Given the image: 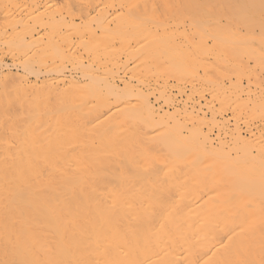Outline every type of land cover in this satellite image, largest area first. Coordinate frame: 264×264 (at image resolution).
Instances as JSON below:
<instances>
[{
	"label": "bare ground",
	"instance_id": "bare-ground-1",
	"mask_svg": "<svg viewBox=\"0 0 264 264\" xmlns=\"http://www.w3.org/2000/svg\"><path fill=\"white\" fill-rule=\"evenodd\" d=\"M85 1L91 5L86 4L87 8L84 5L85 11L80 8L83 12L80 14L78 4L84 7V1L83 4L74 2L75 5L68 0L70 6L77 7V13L82 18L93 13L99 18L96 23L90 21L96 24L95 30L90 27L91 23L86 26L93 31L89 32L90 35L86 33L85 38L91 44L84 45L82 53L86 51L88 59L84 58L85 55L83 59L91 62L98 57V62L95 60L100 64L97 69L101 75V71L105 73V76L102 75L103 86L95 83L100 77V74L95 75L96 69H86L84 76L89 78L84 82L85 89L88 88L86 99L81 86L76 85L75 88H81V91H71L80 94L72 95L67 88L63 90L68 91L67 95L71 94L68 95L70 97H62H68L65 103L63 99L58 101V97L54 98L57 90L52 88L49 91L50 87L46 92V89H41L47 88L48 84L51 86L50 81L44 85L43 79V83H39L44 86H36L33 85L36 81L32 83L29 79L32 83L29 85L25 74L24 77L18 76L19 73L9 74L10 71L6 74L14 81L12 86L19 84V89L28 93L24 96L22 93L25 92L20 90L23 100L21 96L19 101L22 103L17 101L19 107L16 111L11 105L14 107V110L11 108L12 113L5 110L8 112L5 115L0 112L1 116L5 115V118L0 116L1 124L6 121L3 119L10 118L7 123L11 121L10 126L6 122L5 126L0 124L1 134H5L6 128L21 123V129L16 126L20 132L13 128V131H8L9 134L6 132L9 136L3 137L7 140L0 147V264H264V169L261 167L264 162V132L253 131L251 126L258 125L252 120L243 121L247 133L253 131L255 139L262 138L254 146L256 152L253 155V148H245L242 156L235 153L231 156L229 153L226 157L220 147V151L215 150L218 139L212 135L216 139H213L215 144L212 146L204 131L206 122L211 127L217 123V116L223 117L215 101L217 93L226 88L222 83L225 79L235 89L230 93L227 84L229 93L234 97V100L229 97L231 101L238 103L245 100L252 112L257 105L262 106L258 103L264 102L263 80H260L261 76L257 78L253 75L257 73L254 70L256 66L264 70V0ZM62 3L61 6L60 2L58 4L60 10L70 9V6L64 7V0ZM54 4L48 9L56 6ZM58 7L54 8L59 11ZM23 8L26 9L24 5ZM52 10L55 15L58 14L55 9ZM66 10L64 13H67ZM70 10L76 15L73 7ZM70 12L58 15L61 18L72 17L74 14L71 12L70 15ZM31 15L38 17L36 13ZM60 16L56 20L58 23ZM44 17L47 20V16ZM45 21L47 29L55 25L52 19L47 21H52L49 26ZM62 22L66 25L62 26ZM64 22L61 20L59 27L58 23L55 25L58 28H55L56 32L61 26L70 28L74 23L70 19L73 23H68L69 27ZM45 30L41 32L45 34ZM69 31L66 33L70 36L73 33ZM61 35L57 33L58 38ZM31 37L28 36V40ZM22 39H25L24 35ZM80 40L76 41L78 48L80 42L85 41ZM63 44L67 52L69 45ZM51 45L54 46V43L49 44V49L53 48ZM24 48L25 45L21 50ZM49 49L45 52L48 53ZM71 49L73 51L75 46ZM73 52L70 54H75ZM77 53L76 56H82ZM16 56L12 57L17 59ZM76 56L73 59L75 57L77 63ZM141 62H148L145 67L150 65L153 78L147 77L146 80L143 75L145 70L141 73L144 69L143 66L140 68ZM250 62L254 67L248 66ZM50 63L45 66L50 68ZM221 68L231 71V74L223 75L222 82H217L218 76L212 79L211 75ZM200 70L202 74L199 75ZM77 71L83 72V69ZM59 76L54 77L60 79ZM169 77H174L175 83L169 84ZM115 78L122 88L118 87ZM133 80L135 83H132ZM221 87L224 89L219 91ZM33 90H40V94H55L50 97L48 93L50 102H45L44 97L40 95L42 98L39 99ZM60 91L57 96L62 95ZM173 92L174 97H180L183 101L180 100V103H184L180 106L181 110L186 112L187 106L192 109L186 113L189 125L185 120L188 132L183 138L182 134L179 137L178 121L172 119L173 125H163L162 118L165 116L159 117L158 109L150 100L170 104ZM74 94L78 98L84 97L85 104L89 106L84 107L82 98H77L80 102L74 100ZM224 95L226 98L227 94ZM201 100L202 104L199 103ZM54 102L62 108L66 104V109H58L60 107ZM45 103L51 106V110L45 111L49 109ZM158 105L161 106L160 103ZM55 108L61 111L57 113ZM193 108L195 113L198 110L197 114H194ZM80 110L85 111V116L77 114ZM62 111L64 113L59 115ZM172 112L176 113L177 108ZM237 116L233 115L234 120H230L235 125L234 128L232 125L230 133L234 150L244 148L243 143L238 141L242 128L238 125ZM15 119L20 123L13 125ZM1 134L0 138L4 136ZM175 139L180 144L169 141Z\"/></svg>",
	"mask_w": 264,
	"mask_h": 264
},
{
	"label": "rangeland",
	"instance_id": "rangeland-1",
	"mask_svg": "<svg viewBox=\"0 0 264 264\" xmlns=\"http://www.w3.org/2000/svg\"><path fill=\"white\" fill-rule=\"evenodd\" d=\"M33 1V2H32ZM54 1V2H53ZM60 2V6L61 5H63L64 3H62V0L60 1V0H52V1H50L49 3H51V2H53V3H51V4H56V6H54V7H58L59 5V2ZM65 1V5H64V7L66 8L67 6H70V4H69V2H68V0H67V3H66V0H64ZM84 1V3L85 4H83L82 2ZM87 1H91V0H87ZM96 0H94V1H92L91 3H93V2H95ZM31 2V3H30ZM74 2H76V3H82L83 4V6L85 5L86 6V8H87V5H89L90 4V2L89 3H87L85 0H76V1H73V0H71V4L72 3H74ZM48 3V0H0V112L1 113H5V115H6V113H8L9 111H10V113H12V110H14V107H15V111H16V107L18 108L19 107V104L17 103V101L20 103L21 101H19L20 100V97L22 96V94L25 96L26 95V93H28V92H25L22 88L21 89H19L20 87H21V85H19V84H16V85H18V86H12L13 84H14V81H12L10 78H8L7 76H6V74H7V72H9V74H11V73H13V75H15L14 73H19L18 74V76H20V77H24V74L26 75L25 77L29 80H31V82L33 83V81L35 82V83H33V85L34 84H36V86H37V84H38V86L41 84V83H39V82H42L43 83V81H45V84L44 85H46L47 84V82L49 83V81H50V85L51 86H48V85H46L47 86V88H45V87H42L41 89H46V90H44V91H46L47 92V89H49L50 87V89H49V91L53 88L55 91L57 90V92L58 91H60L61 93L60 94H62L61 96L59 95V96H57V92H55L56 93V95H54V96H56V97H54V98H57V100L58 101H62L61 99H63L64 100V102L65 101H68L67 100V98L68 97H70L71 96V94H68V95H70V96H68L67 94H66V92H72L71 90L73 89L74 91L75 90H80L81 88V90H82V94H83V96L85 97V99H86V95H87V89L88 88H86L85 89V86H84V82H87V80L89 79V78H87V77H85L84 75L87 73L86 71V69H88V71H91V69L93 70V71H95V69H96V73H95V75H99L100 74V71L97 69V68H99V66L98 65H100L99 63H96V59L98 58V57H96V61L94 60H92V62L91 61H88L87 59V56H86V54L87 53H84V52H86V51H84L83 53H82V50H84L83 49V46L84 47H86V46H88V43H89V41L87 42V39L85 38V35H87L86 33L88 32V34H89V32L90 33H92V31L93 30H95V25H94V22L96 23V22H98V20H99V18H97L98 16H96V17H94V13L93 14H89V15H92V16H87L88 17V19H87V17L86 18H82V16H80V14L82 13L83 14V12L82 11H85V6L84 7H82L80 4H78L77 6H78V9L80 10V8L82 9H84V10H80L79 12H80V14H79V12L77 13V7H75V6H73V5H71L72 7H73V9H75L76 11V15L74 14V11L73 10H70V9H72V7L70 6V9L68 10V8H67V10L68 11H71L72 12V14H74V15H72L71 14V12H70V15H72V17H70V16H62L63 18H61V16L60 15H68L67 13H68V11H67V13H64V11L65 10H62L63 8V6L61 7L62 9L60 10V8L58 7V10L59 11H57V9L56 8H54V7H50L51 9H48V7L49 6H51V4H49ZM22 4V5H21ZM26 4V5H25ZM69 4V5H68ZM75 4V3H74ZM87 4V5H86ZM23 5L25 6V8L26 9H24L23 8ZM35 5V6H34ZM41 5V6H40ZM47 5V6H46ZM76 5V4H75ZM91 5V4H90ZM44 6H45V8H44ZM35 7V8H34ZM22 11H19V9ZM22 8V9H21ZM38 8V9H37ZM52 9H55L54 10V12H58V14H60V15H58V14H56L55 15V13H53L52 11ZM27 10V11H26ZM49 10H51V11H49ZM17 11H18V13H17ZM39 11H40V14H39ZM42 12V13H41ZM46 13V14H44L43 16H47L46 18H47V20L45 19V17L43 18V16H40L39 17V15H42L43 13ZM50 12H51V14L52 15H50L49 16V14H50ZM36 13V16L38 15V17H35L34 15H31V14H35ZM54 14V15H53ZM79 14V15H78ZM56 16H58V17H56ZM59 16H60V20H59V23L57 22L58 21V18H59ZM80 17V19L81 20H84V22H82L80 19H78L79 17ZM33 17H35L34 19H33ZM49 17V18H48ZM68 17H70L69 19H68ZM73 17H75V18H73ZM78 17V18H77ZM40 18H42V20L40 19ZM91 18V19H90ZM93 18H95V19H93ZM46 21H45V20ZM52 19V21L54 22V23H52V24H57V26L59 27V25H61V20H63V21H65L64 23H67V26H69L70 24H68V23H75V24H83V25H85V27L87 26H90L89 24L91 23V25L92 26H90L89 28H85L83 25L82 26H80V25H76V27H75V24L73 25H70L71 27H72V29H71V27L70 28H66V27H62V26H64V25H66V24H63V22H62V26H61V28L59 29V30H57V32H56V30H55V28L56 29H58L57 27H55V25H53V26H51V29H47V26L44 24V22L43 21H45V23L49 26L50 24H51V22L52 21H50V22H47L48 20H51ZM65 19V20H64ZM70 19H71V21L73 20V22H70ZM77 19V20H76ZM87 19V20H86ZM57 20V21H56ZM69 22H68V21ZM86 20V21H85ZM77 21H78V23H77ZM80 21H81V23H80ZM89 21V22H88ZM90 21H94L93 22V24H92V22H90ZM25 22V23H24ZM57 22V23H56ZM42 23V24H41ZM49 23V24H48ZM86 23V24H85ZM39 24V25H38ZM34 25V26H33ZM43 27H42V26ZM21 26V27H20ZM39 26H41L40 27V30L38 29L39 28ZM45 26H46V30H45ZM33 27V28H32ZM81 27L83 28L82 29V31H80L79 32V29H81ZM52 28H54L53 30H52ZM65 28V29H64ZM35 29V30H34ZM45 30V34H43L41 31H43V30ZM69 29L71 30V32L74 34V35H76V34H78V35H76L75 37H74V35H73V37L75 38V40H74V38L72 37V35H70L69 36V33H66V32H70L69 31ZM85 29V30H84ZM90 31H89V30ZM38 30V33L36 32ZM64 30V32H62ZM68 30V31H67ZM75 30V31H74ZM52 33V34H50V35H48L50 32ZM61 31V32H60ZM83 31H85V32H83ZM28 32H29V35H27V36H25V34H28ZM31 32H33V33H31ZM40 32H41V34H40ZM44 32V31H43ZM55 32H56V36H57V33H58V35H60V34H62L61 36H59V38H58V36L56 37L55 36ZM75 32H76V34H75ZM30 33L32 34V37H31V35H30ZM48 33V34H47ZM36 34V35H35ZM41 35V37H40V35ZM23 35H24V38L25 39H22L23 38ZM45 36V37H43V36ZM47 35L49 36V38L47 37ZM54 35V36H53ZM65 37H67V38H65ZM84 35V36H83ZM90 35V34H89ZM28 36H30L31 37V39L29 38V40H28ZM53 36V37H52ZM69 36V37H68ZM83 36V37H82ZM14 37V40L12 39ZM18 37V38H17ZM39 37V38H38ZM54 37H56V38H58V39H55ZM61 38V39H60ZM71 38V39H70ZM17 39V40H16ZM42 39V40H41ZM48 39V40H47ZM54 39L56 40V41H59V43H57L56 41H54ZM81 39V40H80ZM13 40V41H12ZM21 40H23V42L21 41ZM24 40L26 41V43L24 42ZM37 40V41H36ZM41 42H40V41ZM52 42H51V41ZM73 40V41H72ZM78 40H80V41H83V40H85L84 41V43H82V42H80L81 44L79 45V48L77 47L78 45H76V41H78ZM44 43H43V42ZM49 41H50V43H49ZM64 41V42H63ZM34 42V43H33ZM37 42V43H36ZM56 42V43H55ZM65 43V44H67V45H69L68 47H67V52L69 53V51H71V52H73L75 49L76 50H78L77 52L79 53L80 52V54L79 55H81L82 54V56H76V53L77 52H73V53H75V54H73V55H71L70 53V55L67 53V52H65L64 50H65V48H64V44L63 43ZM72 42V43H71ZM87 42V43H86ZM30 43V46H26V44L28 45ZM41 43V44H40ZM46 43H49V44H53L54 43V46H52L51 45V47H53V48H51V49H49L48 47H49V44H46ZM62 43V44H61ZM75 43V44H74ZM46 45V46H43V45ZM78 44V43H77ZM83 44V45H82ZM89 44H91V43H89ZM19 45V46H18ZM25 45V48L24 49H22L21 50V47H23ZM35 45V46H34ZM36 45H37V49H35L36 48ZM43 47H42V46ZM55 45L57 46L56 47V49H55ZM60 45H61V47L63 48H61L60 47ZM71 45V46H70ZM17 46H18V48H17ZM33 46V47H32ZM39 46H41V47H39ZM74 47L75 46V49L72 51V49H71V47ZM91 46V45H90ZM89 46V47H90ZM27 47V48H26ZM39 47V48H38ZM47 47V48H46ZM82 47V49H80ZM14 48H17V49H14ZM20 48V49H19ZM28 48L30 49V50H28ZM43 48H45V49H43ZM58 48H60V49H58ZM78 48V49H77ZM88 48V47H87ZM87 48H85V49H87ZM34 49V50H33ZM38 49H42V51H38ZM47 49H49L50 50V52H49V50H48V53L47 52H45ZM20 50V51H19ZM33 50V51H32ZM81 50V51H80ZM27 51V52H26ZM30 51H32V52H30ZM36 51H38V52H42V53H40L39 55L37 54L38 52H36ZM52 51H53V54H55L54 56H52L53 54H52ZM60 51V52H59ZM26 55H24L23 53ZM63 52V53H62ZM11 53V54H10ZM28 53V54H27ZM62 53V54H61ZM77 53V54H78ZM61 55V56H59L58 57V55ZM64 54V55H63ZM12 57V56H14V55H17L16 57H17V59H18V61L20 60V61H22V62H18L17 61V59H14V57H10V56ZM85 55V57L84 58H87V59H83V56ZM9 56V57H8ZM21 56H23V57H21ZM72 56V57H71ZM73 56H76V60H77V58H78V60H77V63H76V61H75V57H74V59H73ZM24 60H21V58ZM36 57V58H35ZM53 57H55L54 59H53ZM57 57V58H56ZM67 57V58H66ZM80 57H82V59L80 58ZM26 60H25V59ZM41 59V60H39V59ZM45 58V60H46V63H43V61H45V60H43ZM47 58H49V59H47ZM90 58V57H89ZM11 59V60H10ZM34 59H35V61H34ZM51 59V60H50ZM59 59V60H58ZM71 61H70V60ZM75 61H73V60ZM79 59L81 60V63H80V61H79ZM122 59H123V56H122ZM16 60V62L18 63H16V62H14ZM64 60V61H63ZM90 60H91V58H90ZM140 61H141V59H139ZM143 60V62L145 61L144 59H142ZM73 61V62H72ZM91 64V66H90V64L88 63V62ZM13 62V63H12ZM33 62V63H32ZM50 62H54V64L53 63H50V68L49 67H46L45 65H47V66H49V63ZM68 62V63H67ZM95 62V63H94ZM98 62V61H97ZM11 63V64H10ZM24 63V64H23ZM30 63V64H29ZM31 63H32V66H31ZM43 63V64H42ZM56 63H58V64H56ZM69 63H71V64H69ZM75 63V64H74ZM145 63H147L148 64V62H145ZM145 63H143L142 64V62L140 63L141 65H140V68H142V66L144 67V69H141V73H143L144 72V70H145V72L146 71H148V72H150L149 74H146L145 72L143 73V75L146 77V80L148 79L147 77H149V79L150 78H153V76H152V74H151V68H150V65H147V66H149V68L148 67H145L146 65H145ZM17 64V65H16ZM20 64H22V65H20ZM42 64V65H41ZM65 64V65H64ZM72 64L73 65H75V66H73V67H71L72 66ZM96 64H97V66H96ZM130 64H131V62H130ZM18 66V67H25V69L24 68H20V69H18V67H16V66ZM20 65V66H19ZM23 65H25V66H23ZM28 65H30V66H28ZM69 65H71L70 67H69ZM41 66H44V67H46V71L43 69V67L41 68ZM61 66H63L64 68H60ZM80 68V69H77L78 67ZM248 66H250V67H254L253 66V63H252V65H251V62H250V64H248ZM14 67V68H13ZM68 67V68H67ZM92 67V68H91ZM258 66H256L255 67V69L254 68H249V69H254V70H256L257 71V73H255V74H253L255 77H257V78H259L260 76V80L262 81V84L264 83V79H263V76H264V74L261 72V71H263L264 72V70H260V68H257ZM260 67V66H259ZM28 70H27V69ZM32 68V69H31ZM37 68V69H36ZM47 68H49V69H47ZM56 68H57V70H56ZM60 68V70H58ZM67 68V69H66ZM70 68V69H69ZM71 68H73V69H71ZM145 68H147V69H145ZM75 69V70H74ZM83 69V72L81 73L80 71H77V70H82ZM90 69V70H89ZM222 70H217V73H212V75H211V77H212V79H215L214 77H216V76H218V81L217 82H222L221 81V77L223 76V75H225V76H228L229 75V73L231 74V71H228V70H224L225 68H221ZM258 69V70H257ZM19 70V71H18ZM22 70V71H21ZM27 72H26V71ZM29 70H34L33 72H31V71H29ZM38 70V71H37ZM53 70V71H52ZM55 70V71H54ZM62 70H64V71H62ZM150 70V71H149ZM225 72H224V71ZM17 71V72H16ZM29 73L30 75H27L26 73ZM37 71V73H34V72H36ZM44 71V72H43ZM58 73H57V72ZM62 71V72H61ZM71 71H73V72H71ZM228 71V72H227ZM23 72V73H22ZM50 72H51V74H50ZM53 72V73H52ZM69 72V73H68ZM80 73V75H79V73ZM32 73V74H31ZM41 75H40V74ZM45 73L47 74L46 76H45ZM64 73V74H63ZM65 73H67V74H65ZM85 73V74H84ZM101 73H102V75L104 74V76H105V73L104 72H102L101 71ZM202 74V72H201V70L200 71H198V74ZM20 74H23V75H20ZM38 78V79H36V77H34V75ZM56 74H58V75H60L59 76V78L60 79H58V78H56L58 75H56ZM63 76H62V75ZM68 74H70V75H68ZM76 76H75V75ZM77 74H78V76H81V77H78L77 76ZM82 74V75H81ZM199 74V75H200ZM227 74V75H226ZM257 74V75H256ZM258 74H260V75H258ZM17 75V74H16ZM49 75V76H48ZM101 74H100V77H99V79H98V81L96 80V82L95 83H98L99 85H100V87L101 86H103V77L104 76H102ZM142 75V76H143ZM148 75V76H147ZM30 76V77H29ZM39 76V77H38ZM41 76L43 77V78H41ZM54 76H56V77H54ZM66 78H65V77ZM71 77V78H68V77ZM120 76H122V74H120ZM143 76V77H144ZM52 77V78H51ZM73 77H74V79H73ZM82 77H84V78H82ZM40 78H41V80H40ZM47 78H51L52 80H48ZM76 78V79H75ZM79 78V79H78ZM82 78V79H81ZM87 78V79H86ZM96 78H98V77H96ZM102 78V79H101ZM1 79H3V80H1ZM36 79V80H35ZM43 79H45V80H43ZM56 79H58V81H56V82H54ZM78 79V80H77ZM81 79V80H80ZM85 79V80H84ZM30 80H29V85H30ZM43 80V81H42ZM68 81V82H65V81ZM77 80V81H76ZM117 80H119V79H117ZM170 80V81H169ZM70 81H71V83H74V84H71L70 83ZM76 81V82H75ZM82 81V82H81ZM101 81V82H100ZM168 81H169V84H173V83H175V81H174V77H169V79H168ZM225 81V82H224ZM243 81H245V80H243ZM11 82V83H10ZM38 82V83H37ZM57 82H58V84H57ZM64 82V83H63ZM79 82V83H78ZM115 82L116 83H118L117 85H118V87H123V86H121L122 84L120 83V81H116V78H115ZM7 83V84H6ZM32 83H31V85H32ZM132 83H135L134 82V80L132 81ZM222 83H225L224 85H223V87L224 86H226V88H225V90H221V89H224L223 87H221L220 89H219V93H217V94H219L218 95V99L215 101V103H216V107L219 105V107H220V111L221 112H223L222 114H223V117H220V115H219V117L217 116V120H215V121H217V123H215V124H213V125H211V127L210 126H208V123L206 122L205 124H204V131L207 133V135H208V139H209V141L211 142L212 141V143H210V144H212V146H213V144H215V141H216V139H218L216 142V145H214V147H215V150L216 151H220V150H222L224 153H225V155H226V157L228 156V154L229 153H235L236 155L238 154V156H242L243 154H244V150H245V148H253L254 149V146H256L257 144H258V142H259V140L260 139H262V138H260V139H255V137H254V135L252 134L253 133V131H256V130H260V131H262V132H264V127H263V125H264V102H260V103H258V104H261L262 106H259V105H257V108H255V111L254 112H252V110L250 109V108H248L247 106H246V101L245 100H242V101H240V102H238V103H235L234 101H231V99H229V97L230 98H232L233 97V95L231 96V92H234L235 91V89H234V87L232 88L231 86H229V82H228V80L227 79H225V80H223V82ZM22 84V83H21ZM58 85V87H56L55 85ZM70 84H71V87H69L68 88V86H70ZM81 84V85H80ZM227 84H228V86H229V90H230V93H229V90L227 89L228 87H227ZM44 85H40V86H44ZM63 85L65 86L64 88H62L63 87ZM81 86V88L80 89H77V88H75V86ZM59 86L61 87V88H59ZM72 86H74V88L72 87ZM57 89H56V88ZM14 88L16 89V92L14 91ZM65 88H67V89H69L68 91H63V90H66ZM6 89V91H4ZM40 89V90H41ZM227 89V90H226ZM20 90H22L23 92H25V94L24 93H22V91H20ZM40 90L38 91H36V90H33V91H35V92H37V93H35V92H33V93H35V94H37L36 95V97H38L39 99H41L42 97H44V99L43 100H45V102L46 101H48V102H50V98L48 97V93H44L43 91H41V92H43L42 94H40ZM54 90H53V92H54ZM80 90V91H81ZM39 92V93H38ZM218 92V91H217ZM15 93V94H14ZM20 93H22V94H20ZM32 93V92H31ZM55 93H52V94H55ZM73 93H79V92H72V95H73ZM221 93L223 94V95H221ZM29 94H30V92H29ZM35 94H31V95H35ZM43 94H44V96H43ZM46 94V95H45ZM52 94L50 95V93H49V96L51 97L52 96ZM59 94V93H58ZM80 94V93H79ZM216 94V95H217ZM224 94H227L226 96V98L225 97H223V96H225ZM18 95H19V98H18ZM40 95L42 96V97H40ZM68 96L67 98L66 97H64V98H66V99H64V98H62L63 96ZM75 95V98H74V100L75 99H77L78 97H76V94H74ZM172 95V94H171ZM45 96L47 97V98H45ZM175 96V93L173 92V96H172V98L173 99H175V100H173V99H171L172 101L170 102V104H172V105H170L169 103H161L162 101H156V103H154V100H152V99H150L151 101H152V103H153V105H155V107L158 109V112L160 113V114H158L159 115V117H160V115H161V117H164V118H162V124L164 125L165 123L168 125V126H171V125H173V122H172V119H176L177 121H178V129L181 131V133H180V131H179V137H181L182 136V138L186 135V133L188 132V126H186L185 127V123H186V121H187V117H188V115H186V113L187 112H189V111H192V109H190L188 106H187V110H186V112L184 111V110H181V107L183 106V104L184 103H180V100H181V102H183L182 101V99H180V97H174ZM223 98H222V97ZM83 97V98H84ZM196 97L197 96H194V99H196ZM206 97H208L207 95H206ZM22 98V100H23V96L21 97ZM48 98H49V100H48ZM79 98H82L81 96L79 97ZM78 98V99H79ZM81 99L82 101V103H84L83 105H84V107H85V105L88 107L89 106V104H85V102H84V99ZM224 99L223 101H222V99ZM18 99V100H17ZM38 99V100H39ZM52 99V102H53V98H51ZM77 99V100H78ZM176 99H178L179 101H176ZM229 99V100H228ZM232 100H234V97L232 98ZM54 101H55V99H54ZM79 102H80V100H78ZM196 101H198V99H196ZM195 101V102H196ZM203 100H201L199 103L200 104H202L203 102H202ZM232 102V105L230 106V102ZM17 104H16V103ZM51 102V103H52ZM22 103V102H21ZM51 103H49L50 105H52ZM55 103V102H54ZM56 103H58V102H56ZM55 103V104H56ZM61 103V102H60ZM63 103V102H62ZM66 103V102H65ZM161 104V106L160 105H158V104ZM174 103H175V105H174ZM198 103V102H197ZM230 103V104H229ZM255 103V102H254ZM16 104V105H15ZM43 104H44V101H43ZM158 106H160V107H157V105ZM14 106V107H12V106ZM45 105H47V107H48V104H46L45 103ZM49 105V106H50ZM54 105V104H53ZM52 105V106H53ZM58 104H56V106H57ZM61 105V104H60ZM64 105V104H63ZM165 105V106H164ZM171 106V107H169V106ZM220 105H222V106H220ZM59 106V105H58ZM167 106V108L165 109V107ZM173 106H175V108H173V109H176L177 108V112L176 113H173L172 111H173V109H172V107ZM181 106V107H180ZM233 106V107H232ZM51 107V106H50ZM50 107H48L49 109L48 110H45V111H49V110H51L50 109ZM60 107V106H59ZM66 107V104H65V106H63V108L64 109H66L65 108ZM84 107L82 106L81 107V109L83 110L84 109ZM242 107V108H241ZM244 107L246 108V111H245V109H244ZM259 107V108H258ZM11 108H12V110H11ZM63 108L62 107H60V108H58V109H62L63 110ZM86 108V107H85ZM160 108V109H159ZM162 108V109H161ZM164 108V109H163ZM263 108V109H262ZM53 109V108H52ZM56 110V108H55V111L58 113V111H61V110ZM80 109V108H79ZM171 109V110H170ZM180 111H179V110ZM194 109V108H193ZM244 110L243 112H245V113H242V110ZM8 111V112H6V111ZM167 110V111H166ZM204 111H205V109H203ZM54 110H53V112L54 113H56ZM64 111V110H63ZM59 112V115H61L60 113H64V112ZM67 111V110H66ZM65 111V112H66ZM161 111V112H160ZM171 111V113H168V112H170ZM179 111V112H178ZM225 111V112H224ZM229 112V114H231L230 115V117L229 118H227L228 116H229V114H228V112ZM251 113H250V112ZM14 112V111H13ZM50 112H52V111H50ZM52 112V113H53ZM81 110L80 111H78V113L77 114H79V116H81V115H83V114H85V111H83V112H81ZM193 112H194V114H197V112H198V110L196 109V113H195V109L193 110ZM233 112V113H232ZM236 112V113H235ZM0 113V114H1ZM56 113V114H57ZM166 113H167V115H166ZM181 113V114H180ZM200 113H202V112H200ZM45 114H47V113H45ZM56 114H54V115H56ZM165 114V115H164ZM179 114H180V116H179ZM241 114V115H240ZM2 115V114H1ZM0 115V116H1ZM4 114H3V116H1L2 118L5 116ZM12 115V114H11ZM14 116L16 115L17 116V114L16 113H14L13 114ZM58 115V114H57ZM170 115V116H169ZM201 115H203V114H201ZM228 115V116H227ZM233 115L234 116H237L236 118H237V120L239 121L238 122V125H239V127H241L242 128V130H240V133H241V139L240 140H238L239 142H242L243 143V146H244V148H238L237 150H234L232 147H233V143H234V140H231V132L233 131V128H234V122L232 121H230V120H234V118H233ZM7 116H8V114H7ZM10 116V115H9ZM8 116V117H9ZM83 116H85V115H83ZM174 116V117H173ZM178 116H179V118H178ZM227 116V117H226ZM242 116V117H241ZM250 116V117H249ZM0 117V118H1ZM160 117V118H161ZM170 118V119H165V118ZM185 117V118H184ZM246 117H247V120H246ZM5 118V117H4ZM7 118V117H6ZM82 118V117H81ZM178 118V119H177ZM182 118H183V120H182ZM238 118H240V119H238ZM7 119H10V118H7ZM7 119H3V120H6L7 121ZM83 119V118H82ZM157 119V118H156ZM222 119H224V120H222ZM244 119V120H243ZM255 119V120H254ZM2 120V119H1ZM3 120H2V122H3ZM83 120H85V119H83ZM171 121V123H169L168 124V122H170ZM186 120V121H185ZM226 120H227V122H226ZM251 120H252V123L253 124H255V125H258V126H251V127H254V130L249 134V133H247V131H246V129H244L245 127L243 126V121H249V122H251ZM6 121H4L2 124L5 126V122ZM17 120L15 119V122H16ZM20 121V120H19ZM86 121V120H85ZM182 121H184V123L182 122ZM258 121V122H257ZM261 123H260V122ZM263 121V122H262ZM8 122V121H7ZM6 122V123H7ZM14 122V121H13ZM12 122V123H13ZM18 122V121H17ZM14 123L13 125H15V124H19V123ZM22 122V121H21ZM255 122V123H254ZM9 123H11V121H9ZM9 123H7L8 125H9ZM23 123V122H22ZM187 123H188V121H187ZM232 123V124H231ZM0 124H1V121H0ZM1 124V125H2ZM224 124L226 125V127L224 126ZM0 125V126H1ZM8 125H6V126H8ZM20 125H21V123H20ZM20 125L19 126H17V125H15L14 127L13 126H11V127H9V128H6L5 129V134L3 133V134H1L2 132H0V134L1 135H4V136H2L1 138H3V137H5V138H7L9 135H7V134H9V132H10V129L13 131V129L15 130L16 129V126L17 127H19L20 128ZM188 125H189V123H188ZM232 125H233V128H232ZM13 128V129H12ZM18 128V129H19ZM185 128V129H184ZM209 130H207V129ZM211 128V129H210ZM222 128V129H221ZM226 128V129H225ZM229 128V129H228ZM0 129H2V126H1V128ZM7 129H9V130H7ZM21 129V128H20ZM19 129V130H20ZM220 129H221V132H220ZM19 130H17L16 129V132L18 131V132H20ZM183 130V131H182ZM184 130H185V132H184ZM1 131V130H0ZM9 131V132H8ZM212 132V133H210V134H208V132ZM216 131H218V132H216ZM6 132H7V134H6ZM224 134H223V133ZM229 134H228V133ZM246 132V133H245ZM222 133V134H221ZM226 133V134H225ZM244 133V134H243ZM180 134H182L181 136H180ZM185 134V135H184ZM216 134V135H215ZM6 135H7V137H6ZM212 135H214L215 136V138L212 136ZM218 135V136H217ZM220 135H222V136H220ZM227 135V136H226ZM250 135V136H249ZM253 135V136H252ZM230 136V137H229ZM245 136V138H242V137H244ZM248 138H247V137ZM0 138V139H1ZM212 138V139H211ZM225 138V139H224ZM227 138V139H226ZM169 139V138H168ZM215 141H214V140ZM3 140V141H2ZM1 141H0V147H2V146H4L3 144H5L4 142L7 140H5L4 138L2 139ZM222 142H224V140H225V142L224 143H222ZM258 140V141H257ZM263 140H264V137H263ZM170 142L171 141H176L177 142V140L175 139V140H169ZM214 141V142H213ZM237 141V142H238ZM176 142H175V145H178V144H180L179 142H177V144H176ZM231 142H233V143H231ZM245 142V143H244ZM173 143V142H172ZM227 143V144H226ZM249 143V144H248ZM253 143V144H252ZM255 143V144H254ZM1 144H2V146H1ZM174 144V143H173ZM232 144V145H231ZM224 145L226 146L225 148H223L224 147ZM228 145V146H227ZM235 145H237V144H235ZM239 145H241L240 143H239ZM253 145V146H252ZM231 146V147H230ZM251 146V147H250ZM218 147H220V150H218ZM229 148V149H228ZM251 149L252 150V153H253V155L255 154V152H256V150L254 149ZM230 150H232V152L230 151ZM255 151V152H254ZM238 152V153H237ZM213 153V152H212ZM231 155V156H234V155ZM264 162H262L261 163V167H262V169H264ZM263 165V166H262Z\"/></svg>",
	"mask_w": 264,
	"mask_h": 264
}]
</instances>
